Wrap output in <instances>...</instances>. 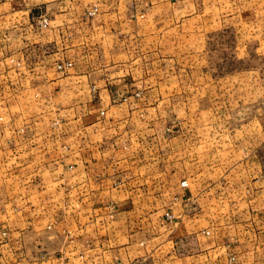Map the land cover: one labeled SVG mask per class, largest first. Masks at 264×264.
<instances>
[{"label":"crops","instance_id":"obj_1","mask_svg":"<svg viewBox=\"0 0 264 264\" xmlns=\"http://www.w3.org/2000/svg\"><path fill=\"white\" fill-rule=\"evenodd\" d=\"M144 2L129 14L59 9L46 27L31 23L24 40L0 46V208L24 214L0 219V264H264V206L250 200L244 217L205 219L216 174L193 168L207 155L190 151L192 122L162 115L163 96L192 79L162 64L188 65L206 40L163 25L167 9ZM263 8L252 0L243 23H257ZM145 63L159 71L139 74ZM239 174L255 187L263 180Z\"/></svg>","mask_w":264,"mask_h":264},{"label":"rangeland","instance_id":"obj_2","mask_svg":"<svg viewBox=\"0 0 264 264\" xmlns=\"http://www.w3.org/2000/svg\"><path fill=\"white\" fill-rule=\"evenodd\" d=\"M159 1L168 13L162 17L163 25L176 23L193 27L195 41L206 40L207 45L204 49L195 48L188 65L162 64V72H188L192 78L180 83L177 95L163 96V118L192 122L188 127L193 137L188 145L190 151L194 156L207 155V159L194 160L193 168L200 171L204 167L210 174H216L208 178L209 215L204 218L239 219L245 216L241 212L246 213L250 200L253 207L264 206V15L257 23H243L248 19L243 10H249L252 0L236 4L234 0H148L147 5L153 6ZM144 5V0H0V46L5 51L12 40L14 43L24 40L25 26L31 23L38 28L46 27L48 24L45 25L43 19H55L59 9L81 11L85 17L86 12L95 16L105 7L129 14L143 9ZM83 16L82 23L87 28L91 23ZM115 38L122 39L120 34ZM135 50L139 54L141 46ZM145 67L159 71L160 65L138 64L139 74ZM169 83L167 81V85ZM173 102L177 111L169 112ZM185 134L186 128L179 126L177 135ZM177 146V156L184 157L187 145L179 143ZM180 166L191 168L185 162ZM247 169L262 174L263 180L256 187L253 179L249 180L251 185L241 180L247 176L240 175L239 171ZM217 174L222 175L223 184L226 182L224 190L216 185ZM242 183L247 184L246 188ZM256 191L255 196H250ZM196 193L200 197L201 192ZM193 207L198 212L195 204ZM22 216L24 214H15L9 208H0V219H21Z\"/></svg>","mask_w":264,"mask_h":264},{"label":"built area","instance_id":"obj_3","mask_svg":"<svg viewBox=\"0 0 264 264\" xmlns=\"http://www.w3.org/2000/svg\"><path fill=\"white\" fill-rule=\"evenodd\" d=\"M43 23H44L45 25H47V24L49 23L48 19H47V18H44V19H43ZM70 65H72V63H71V62H67V63L62 64V65H59V66L62 68L63 66H70ZM182 185H183V186H186V185H187V181H186V180L182 181ZM166 217H167L169 220H172V219L174 218V215H173L172 213H170V212H167V213H166ZM233 258H234V257H232V259H233Z\"/></svg>","mask_w":264,"mask_h":264}]
</instances>
